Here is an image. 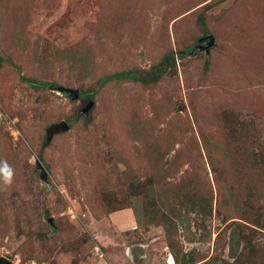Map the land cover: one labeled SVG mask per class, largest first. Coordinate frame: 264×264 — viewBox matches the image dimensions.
<instances>
[{
  "label": "rangeland",
  "instance_id": "rangeland-1",
  "mask_svg": "<svg viewBox=\"0 0 264 264\" xmlns=\"http://www.w3.org/2000/svg\"><path fill=\"white\" fill-rule=\"evenodd\" d=\"M214 1L0 0V23L9 18L8 29L30 41L29 51L37 43L34 61L16 46L7 52L9 42L0 41V55L9 58L0 68V161L13 170L12 183H0L5 217L0 258L10 264H181L193 252L204 258L194 264H209L211 256L229 261L238 256L243 246L238 226L215 212L204 218L199 209L192 211L200 204L194 197L178 203L179 211L168 208L165 183L182 176L215 193L203 136L228 134L233 141L244 135L251 141L254 132L260 135L257 143L264 142V0L216 2L205 10L215 33L210 53L186 50L156 82L111 80L93 95L87 122L74 121L83 101L72 94L20 80L56 79L84 91L102 75L148 69L162 51L188 42L185 33L194 34L197 12ZM77 43L86 49L84 62L66 55L55 59ZM41 60L53 66L44 69ZM47 115L69 116L76 124L44 148L49 174L42 180L35 162ZM251 147L260 158L262 148ZM249 152L244 147L240 154L249 160ZM155 179L162 180L161 187ZM242 201L264 218V199L248 191ZM46 211L56 229L45 239ZM163 212L184 213L173 231L149 223ZM252 239L264 242V231ZM126 247L133 248L132 258Z\"/></svg>",
  "mask_w": 264,
  "mask_h": 264
},
{
  "label": "trees",
  "instance_id": "trees-1",
  "mask_svg": "<svg viewBox=\"0 0 264 264\" xmlns=\"http://www.w3.org/2000/svg\"><path fill=\"white\" fill-rule=\"evenodd\" d=\"M206 0H203V2ZM223 1V0H220ZM216 2L219 3V0L214 2H207L203 4L202 12L199 10L197 12V18L195 19V27L192 29L194 31V34H191V31L189 30V33H185V36H187L188 42L184 45H178L177 48H168L165 49L160 53V56L158 58V61L154 64H152L148 69L144 68H129L120 70L111 74H105L98 78L97 85L92 90H79V96L77 99L84 101L85 99H90L94 103L93 95L97 94L100 89L110 82L111 80H124V79H131L135 82H156L160 78H162L171 68L175 67L176 65V59L182 58L185 56L186 50H193L194 46L196 44L193 43V40H199L201 37L206 36L208 34H211L214 36V29L211 25H209V22L206 20V12L208 8L212 7V5L216 4ZM179 15V14H178ZM1 23L4 24L3 27H0V41L3 39V44L7 41L9 42L7 47V52L11 53L10 48L12 46H16L17 52L19 54L26 53L27 56L29 52L31 53V58L34 61H37V58L35 57V54H33L36 50L37 43L33 44L35 46L34 49L29 51L28 47L30 46V41L25 39L22 34L17 33L16 31H12L8 29L11 26V21L8 19H1ZM0 23V24H1ZM102 27V26H101ZM166 33V29L163 28ZM9 34L7 37H5V34ZM159 35L161 38L165 39V34L163 30H160ZM179 37H177L178 40ZM191 39V40H190ZM190 40V41H189ZM214 46L209 47V53L210 50L213 49ZM55 52L61 53V55L57 56L55 59H63V56H69L76 59V61H83L86 56L85 52L86 49L81 43H77L75 45H71L69 48H65L60 52L59 48L55 47ZM208 53V54H209ZM9 60V58H6L4 56L0 55V68L2 67L3 59ZM86 59V58H85ZM40 65L44 67V69H50L53 66V62H46L44 60H41ZM21 82L30 84L34 87L40 88V89H47L48 86H63L66 88H73L66 85H63L61 82L55 80H42L41 78H28L21 76L20 77ZM51 89V88H50ZM65 93V92H62ZM41 109L46 110L43 105L39 106ZM183 107V106H182ZM51 115L45 116V122L44 126L45 129H47L50 125L56 124L60 122L61 120L66 121L69 124V129L66 131H60L56 134H54L49 142H47V131L44 133V136L42 138V145L37 150V159L40 161L44 169L46 170L47 174L49 170V166L47 162L44 160L43 157V150L45 147L49 146L52 141L55 139L56 136L60 134H64L68 132L73 124H76L72 121V118L69 116L64 117V119H55L50 120ZM76 120L74 121H83L87 122L88 119L84 117V115L78 114ZM145 128H147V125H145ZM232 131V130H231ZM233 132V131H232ZM227 133L229 131L227 130ZM234 133H237V130L234 129ZM228 134H224L221 137H215V140H211L208 136H203L202 141L204 144V149L207 152V158L208 162L211 166V169L214 173V179L215 184H217V189L214 193L212 188L209 185H202L196 187L194 184L189 183L190 179L186 177L180 176L179 178L175 179L174 181L166 182L165 185L167 186L166 189L169 191V196L167 198V201L165 202L170 208L173 207L175 211H179V204L183 203L185 200H199L198 204L195 203V206L192 211H197V214L202 215V217L206 218L207 216H210L212 212L217 213L218 215H222L223 221L228 222L230 224H236L239 228L240 236L243 240V246L240 250L238 256L233 259L232 261L226 260L224 258H217L216 256H211L209 259H207V262L209 264H214L215 261L218 259L221 261V264H264V242L259 240H253L252 236L255 232H261L264 231V218L262 214L256 211H251L250 208L252 207L251 204H249V210L246 208V203H244L242 200L246 197V193L249 191L250 194L255 195L257 199H264V142L257 143V141L260 138V135L249 133V136H251V141L249 137V141L245 138L243 135V138H237L236 140L231 141L228 137ZM197 145V143H196ZM252 146L261 147L262 149L259 150L258 154L260 155V158H258L255 154ZM249 146V147H248ZM248 148L249 152V160L247 159V156L240 154L241 149ZM252 148V149H251ZM235 149V150H234ZM214 151V154L212 151ZM237 150V151H236ZM262 161V165H257L256 162L253 161ZM0 162H5V160H1ZM257 165V166H255ZM39 176V172H38ZM161 179H155V183L158 184V187H161ZM0 183H2V179H0ZM218 183H221V185H218ZM189 186H192L193 188H189ZM153 189V188H152ZM244 192V193H242ZM2 194V189L0 186V198ZM173 198L174 201H171L169 198ZM243 197V198H241ZM191 198V199H190ZM196 200V201H197ZM3 201L0 200V224L5 223V217H4V206L1 203ZM177 201V202H176ZM250 201V199H249ZM163 203V204H165ZM244 203V204H243ZM250 203V202H249ZM174 204V205H173ZM177 204V205H176ZM167 208V209H168ZM109 209L106 210L107 213H109ZM183 212L181 214H175V216L171 217L167 213L163 212L161 215L160 213L157 214V217H154L150 219L149 223H162L164 229L169 232L170 230L173 231V229L176 226V222L182 219ZM45 215H47L48 218H50V212H45ZM160 215V216H159ZM185 216V215H184ZM47 218V220H48ZM262 218V219H261ZM188 219V218H187ZM177 220V221H176ZM48 222V228L50 230H46L45 232L41 233L45 239L51 238L54 236L56 224L52 222V224ZM248 224H246V223ZM20 230L25 232L24 234L30 235V233L22 226L20 225ZM58 233V231H56ZM20 235V234H19ZM29 241H31V238H27ZM2 243V241H0ZM175 259H177V256H175ZM203 256H201L199 253H191L186 259V256L182 258L181 264H194L199 261H201ZM177 261V260H176Z\"/></svg>",
  "mask_w": 264,
  "mask_h": 264
},
{
  "label": "water",
  "instance_id": "water-1",
  "mask_svg": "<svg viewBox=\"0 0 264 264\" xmlns=\"http://www.w3.org/2000/svg\"><path fill=\"white\" fill-rule=\"evenodd\" d=\"M206 40V43L205 44H196L194 46L193 49H199V50H208L209 47L211 45H213L214 41V36L211 35V34H208L206 36H203L199 39V41L201 40ZM50 88L54 91H58V92H65V93H70L72 94V98L73 99H77L78 96H79V90L77 88H66V87H63V86H50ZM91 106H93V102L90 100V99H85L83 101V107L80 109V111L78 112V114H81V115H86L87 112L89 111V109L91 108ZM69 129V124L64 121V120H61L60 122L56 123V124H52L50 125L46 131H47V142H49L52 138V136L60 131H66ZM36 168L38 170H40L39 172V177L43 180H46L47 177H48V174L46 172V170L44 169V167L42 166V164L40 163V161L38 159H36ZM48 221L50 224H52L53 222V218L50 217L48 218ZM0 264H10L8 261H6L5 259H2L0 258Z\"/></svg>",
  "mask_w": 264,
  "mask_h": 264
},
{
  "label": "clouds",
  "instance_id": "clouds-1",
  "mask_svg": "<svg viewBox=\"0 0 264 264\" xmlns=\"http://www.w3.org/2000/svg\"><path fill=\"white\" fill-rule=\"evenodd\" d=\"M0 179L5 185H10L13 179V170L7 162H0Z\"/></svg>",
  "mask_w": 264,
  "mask_h": 264
},
{
  "label": "crops",
  "instance_id": "crops-1",
  "mask_svg": "<svg viewBox=\"0 0 264 264\" xmlns=\"http://www.w3.org/2000/svg\"><path fill=\"white\" fill-rule=\"evenodd\" d=\"M134 220H135V218H134ZM137 223H136V220H135V223L131 226V229L133 230V229H135L137 226ZM132 245H141V244H132ZM132 248V247H131ZM130 247H126V249H125V253L128 255V257H130V258H132L133 257V254H132V250H133V248L131 249ZM141 256V254L139 255V257ZM142 257V256H141ZM167 263L168 264H171L170 262H169V260H167Z\"/></svg>",
  "mask_w": 264,
  "mask_h": 264
}]
</instances>
